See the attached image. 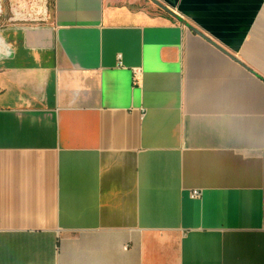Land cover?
<instances>
[{
    "label": "crops",
    "instance_id": "0c3cea01",
    "mask_svg": "<svg viewBox=\"0 0 264 264\" xmlns=\"http://www.w3.org/2000/svg\"><path fill=\"white\" fill-rule=\"evenodd\" d=\"M156 1L1 0L0 264H264V0Z\"/></svg>",
    "mask_w": 264,
    "mask_h": 264
},
{
    "label": "rangeland",
    "instance_id": "374dc122",
    "mask_svg": "<svg viewBox=\"0 0 264 264\" xmlns=\"http://www.w3.org/2000/svg\"><path fill=\"white\" fill-rule=\"evenodd\" d=\"M4 2L10 15L15 18L20 20L33 18L37 21L44 17L51 4V0H4Z\"/></svg>",
    "mask_w": 264,
    "mask_h": 264
},
{
    "label": "built area",
    "instance_id": "2783aa9c",
    "mask_svg": "<svg viewBox=\"0 0 264 264\" xmlns=\"http://www.w3.org/2000/svg\"><path fill=\"white\" fill-rule=\"evenodd\" d=\"M118 60H119V58H118ZM121 65V63L120 62H118V66H120ZM140 70L139 69H133L132 70V84L133 85H137V83H138V77L140 76ZM200 191L199 190H193V191H191L190 192V197L191 198H198L199 196H200Z\"/></svg>",
    "mask_w": 264,
    "mask_h": 264
},
{
    "label": "water",
    "instance_id": "95a60500",
    "mask_svg": "<svg viewBox=\"0 0 264 264\" xmlns=\"http://www.w3.org/2000/svg\"><path fill=\"white\" fill-rule=\"evenodd\" d=\"M152 4H154L155 6L159 7L160 9H162L163 11H165L166 13L171 14V12L165 7L163 6L162 4H160L158 1L156 0H149ZM1 2V0H0ZM2 14V9H1V6H0V15Z\"/></svg>",
    "mask_w": 264,
    "mask_h": 264
}]
</instances>
